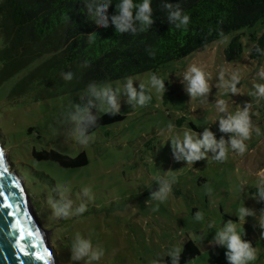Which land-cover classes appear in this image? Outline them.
I'll return each instance as SVG.
<instances>
[{
    "label": "rangeland",
    "instance_id": "rangeland-1",
    "mask_svg": "<svg viewBox=\"0 0 264 264\" xmlns=\"http://www.w3.org/2000/svg\"><path fill=\"white\" fill-rule=\"evenodd\" d=\"M263 31L264 19L167 62L155 74L144 71L89 86L59 78L60 84L15 87L43 57L0 83L4 169L16 174L31 220L47 253L52 252V264H166L165 257L180 251L186 238L195 242L199 254L185 264H205L213 253L227 249L215 237L228 222L254 249L255 259L248 264H264V209L250 193L264 180V96L255 88L264 84V49L259 57H249L250 36ZM236 34L241 53L228 59L224 50ZM193 66L208 84V91L198 97L187 90L186 76ZM152 75L163 80V93L150 83ZM128 78L138 92L151 97L144 105L128 101L123 92ZM233 83L235 92L230 90ZM90 86H107L113 92L119 88L118 112L124 118L85 136L77 131L80 119L74 118L79 108L107 111L106 98L97 97ZM245 108L251 128L241 153L230 146L236 134L221 130L220 121ZM206 130L217 142H225V157L217 159L218 148L201 147L204 155L189 162L177 143L183 146L185 132L195 140ZM49 148L70 156L83 150L88 162L70 169L32 157V149ZM41 171L51 178L52 189L37 174ZM165 182L170 190L161 201L153 194ZM154 187L158 190L149 193ZM53 204H68L70 215H55ZM82 204L85 211L77 213ZM242 208L247 215H241ZM77 237L90 240L93 249L103 248L99 261L71 259Z\"/></svg>",
    "mask_w": 264,
    "mask_h": 264
},
{
    "label": "trees",
    "instance_id": "trees-1",
    "mask_svg": "<svg viewBox=\"0 0 264 264\" xmlns=\"http://www.w3.org/2000/svg\"><path fill=\"white\" fill-rule=\"evenodd\" d=\"M137 5L141 0H132ZM122 0H0V83L20 73L43 58L33 69L20 78L15 87H30L56 81L71 73L75 86H89L133 74L155 71L167 62L182 58L213 40L231 32L251 27L264 19V0H151L152 23L140 30L135 20L136 8L128 30L117 32L112 17L119 14ZM107 4L104 26L98 9ZM177 9L189 16L187 25H176L171 18ZM90 35L92 38H90ZM249 57H259L264 49V31L251 35ZM239 34L228 42L226 58L241 53ZM29 66V67H30ZM28 67V68H29ZM65 79V78H64ZM169 91H165L168 94ZM94 120H79L77 131L87 136L101 126L123 120L124 116L108 111L97 114L89 110ZM35 160L56 163L61 168H79L87 164L83 150L75 156L54 148L31 151ZM52 189L51 178L42 171ZM256 186L250 193L259 197L257 207L264 209V199ZM158 187L149 193L156 192ZM228 249L212 254L205 264H230ZM199 254L195 242L186 238L182 242L177 264H185ZM172 255L165 257L172 264Z\"/></svg>",
    "mask_w": 264,
    "mask_h": 264
},
{
    "label": "clouds",
    "instance_id": "clouds-1",
    "mask_svg": "<svg viewBox=\"0 0 264 264\" xmlns=\"http://www.w3.org/2000/svg\"><path fill=\"white\" fill-rule=\"evenodd\" d=\"M151 0H141L137 5H134L132 0H122V3L118 5L119 14L112 17V20L116 26L117 32H124L129 29L131 21L133 19L132 9L135 7V20L141 22V29L145 30L148 25L152 23L150 13H151ZM107 7V4L101 5L98 9L101 19L98 21L102 25H107V20L104 19V12ZM171 18H174L179 21L176 27L181 25H187L189 21V16L187 14H182L181 10L177 9L171 14ZM90 38L91 35H90ZM191 75L186 76V79L189 81L188 92L193 97H198L201 93L208 91V84L205 80V74L197 67L193 66L190 69ZM65 79H71V73L67 74ZM236 80V77H233V81ZM150 83L154 86L156 92L163 93L164 82L162 79H158L155 75L150 77ZM141 88L144 85H140ZM256 93L260 96H264V84L255 85ZM89 90L95 94L97 97L102 99L106 98V110L110 114H116L119 110V105L117 103V95L120 92V89L117 88L115 92L107 86L97 88L95 86H90ZM230 90L232 92L236 91L235 84L231 85ZM123 92L127 95L128 101H135L137 105H144L151 97L146 96L143 92H138L136 88L133 87V80L128 78L123 85ZM223 104V101L220 102ZM221 110H223L221 108ZM77 119L84 120H94L95 118L88 114L87 108H79ZM221 130L226 132H232L236 135L231 138L230 146L233 150L243 153L246 149L244 143L250 136V120L247 108L243 111L238 112L237 114L230 116L228 119H222L220 121ZM258 132V130H257ZM182 145L180 142L177 143L179 150L186 153V159L189 162L200 159L204 153L200 151L201 147L205 149H219L217 159H223L226 155L225 142L220 140L217 142L213 134L210 131H205L203 133L202 139H195L193 135H189L188 132L183 134ZM259 195L264 199V180L260 182ZM170 190L167 182L161 187L158 193L153 194L158 200L163 201L167 192ZM54 214L57 216L70 215L68 204H53ZM85 211V206L82 204L77 210V213H83ZM246 209H241V215H247ZM201 214L198 212L196 214V219H200ZM264 226V225H262ZM215 240L224 245L228 251L226 257L230 264H248L249 261L255 259V252L250 242L242 239V234L237 231L236 225L233 222H228L227 225L219 232L215 237ZM71 259L80 260L84 257H87L90 262L99 261L100 258L104 255L103 248L93 249L92 243L90 240L80 239L77 237L75 242L71 244ZM173 257L172 264H177L179 249H174L170 253Z\"/></svg>",
    "mask_w": 264,
    "mask_h": 264
},
{
    "label": "water",
    "instance_id": "water-1",
    "mask_svg": "<svg viewBox=\"0 0 264 264\" xmlns=\"http://www.w3.org/2000/svg\"><path fill=\"white\" fill-rule=\"evenodd\" d=\"M2 158H0V172L3 173L0 176V191L8 193V200L13 205L11 211L15 212V216L9 217L7 212L9 209L2 207L3 200L0 198V264H45L44 261H40L35 258L31 253H42L47 257V250L43 244V241L39 235L40 232L37 226L34 227L26 203L22 196H25L18 188L15 181L14 172H6L4 167L6 164L3 160V152L0 150ZM16 184L14 188L12 185ZM32 209V208H31ZM18 220L19 223L27 230H30L36 235L28 237L25 243L28 245L27 250L30 253L28 256H24L20 253L16 246L15 240L18 237V230L12 228V223ZM35 244L36 247L32 248L31 245ZM50 264L51 261H50Z\"/></svg>",
    "mask_w": 264,
    "mask_h": 264
},
{
    "label": "snow or ice",
    "instance_id": "snow-or-ice-1",
    "mask_svg": "<svg viewBox=\"0 0 264 264\" xmlns=\"http://www.w3.org/2000/svg\"><path fill=\"white\" fill-rule=\"evenodd\" d=\"M0 158H2V154H0ZM6 171V169H5ZM3 173L0 172V176H2ZM14 188L16 187V184L14 183L12 185ZM8 193H6L5 191H0V198H2L3 200V204L2 207L9 209V211L7 212V215L9 217H13L15 216V212L11 211V209L13 208V205L9 202L8 200ZM12 228L18 230V237L15 240V246L17 248V250L22 253L24 256H28L30 253L27 250L28 245L25 243L26 238L28 237H33L34 235H36V233L25 229L18 220L14 221L12 223ZM32 248H35L36 245L32 244L31 245ZM33 256H35L36 259L40 260V261H44L45 264H50V260L52 258V252H48L47 253V257L42 254V253H38V252H33L31 253Z\"/></svg>",
    "mask_w": 264,
    "mask_h": 264
},
{
    "label": "bare ground",
    "instance_id": "bare-ground-1",
    "mask_svg": "<svg viewBox=\"0 0 264 264\" xmlns=\"http://www.w3.org/2000/svg\"><path fill=\"white\" fill-rule=\"evenodd\" d=\"M19 187V186H18ZM23 200L25 201V198H24V196H23ZM29 216H30V214H29ZM30 218H31V216H30ZM32 219V218H31ZM34 226H36V225H34ZM36 229H37V226H36ZM38 231V230H37Z\"/></svg>",
    "mask_w": 264,
    "mask_h": 264
}]
</instances>
